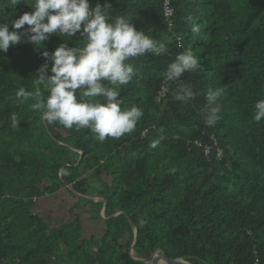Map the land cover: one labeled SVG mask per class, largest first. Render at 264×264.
I'll return each instance as SVG.
<instances>
[{
  "label": "trees",
  "instance_id": "16d2710c",
  "mask_svg": "<svg viewBox=\"0 0 264 264\" xmlns=\"http://www.w3.org/2000/svg\"><path fill=\"white\" fill-rule=\"evenodd\" d=\"M89 3L130 16L167 51L129 61L135 74L119 89L121 107L135 105L143 116L133 132L103 142L87 128L44 122L34 101L15 95L35 90L43 50L82 46L79 33L0 53V264H146L135 259L157 252L191 264H264V120L252 119L264 99V0H170L171 19L166 0ZM31 11L28 0H0V23ZM187 48L200 67L163 97L164 73ZM184 87L193 98L174 99ZM217 89L224 95L210 103ZM212 108L219 119L209 127ZM54 194L77 201L73 220L51 228L34 210ZM86 196L107 201L110 219L102 218L104 202ZM85 222L102 223L104 234L85 237Z\"/></svg>",
  "mask_w": 264,
  "mask_h": 264
},
{
  "label": "clouds",
  "instance_id": "9594fccd",
  "mask_svg": "<svg viewBox=\"0 0 264 264\" xmlns=\"http://www.w3.org/2000/svg\"><path fill=\"white\" fill-rule=\"evenodd\" d=\"M20 2L10 0L12 7ZM28 4L31 12L0 23V53L21 42L40 50L52 34L70 41L79 33L83 43L74 47L60 43L51 53L43 50L45 63L33 75L35 90L20 88L16 98L34 101L31 108L41 114L44 122L59 123L66 129L87 128L100 142L133 132L143 110L135 105L122 108L119 92L135 74L129 61L148 52L160 56L167 51L166 45L137 30L130 16L113 17L108 3L92 7L89 0H28ZM192 31L199 32V27L193 25ZM199 67L193 50L187 48L175 56L164 77L169 82L178 81L186 72ZM222 95L223 89L210 91L208 100L212 103ZM193 96L192 89L184 87L174 99L187 101ZM218 113V108H212L205 124L213 126L219 119ZM252 119L257 123L264 120V99L254 103ZM158 143L154 141L151 146L155 148Z\"/></svg>",
  "mask_w": 264,
  "mask_h": 264
},
{
  "label": "rangeland",
  "instance_id": "374dc122",
  "mask_svg": "<svg viewBox=\"0 0 264 264\" xmlns=\"http://www.w3.org/2000/svg\"><path fill=\"white\" fill-rule=\"evenodd\" d=\"M103 187V184L100 182L96 183V189L100 190ZM92 193V192H91ZM46 199H49L48 197H45ZM96 198V197H93ZM100 199V198H98ZM51 202L50 204L46 205L45 200H41L38 206V209L40 210L41 215L46 219V222L48 226L50 227L52 224L54 226H58V223L60 224L59 219H64L66 221L73 220L74 215L71 213V208L75 205L74 198L70 194L66 195H60V194H54L51 196ZM42 205L45 206L42 208ZM85 213V212H81ZM85 221V220H84ZM98 225H94L93 228H90L88 224L85 223L86 230L85 237H90L93 235H102V233L105 230V226L98 222H96ZM165 263V262H164Z\"/></svg>",
  "mask_w": 264,
  "mask_h": 264
},
{
  "label": "water",
  "instance_id": "95a60500",
  "mask_svg": "<svg viewBox=\"0 0 264 264\" xmlns=\"http://www.w3.org/2000/svg\"><path fill=\"white\" fill-rule=\"evenodd\" d=\"M81 154H83V153H81ZM80 161H81V159H80ZM71 189H73V188H71ZM73 191H74L78 196H81V195H80L79 193H77L75 190H73ZM86 198L91 199V200H93V201H95V202H104V209H103V211H102V218H103L104 220H108V219H110V218L107 217V207H108V203H107V201H105V200H103V199L91 198V197H87V196H86ZM119 214H121V212L118 213L117 215L112 216L111 218H114V217L118 216ZM130 221H131V220H130ZM131 224H132V227H133V229H134V231H135V235H136L135 243H134L133 248H132V250H131V256L134 258V256H135L134 248H135V246L137 245V240H138V230H137V227L135 226V224H134L133 222H131ZM134 259H135V258H134ZM135 260H136V261H142V262H144V263H146V264H165V263H167V264H191V263H189V262H187V261H185V260H183V259H171V258H169V257L167 256V254L162 253V252H157V253L154 255V257H153V259H152L151 261H146V260H144V259H135ZM164 262H165V263H164Z\"/></svg>",
  "mask_w": 264,
  "mask_h": 264
},
{
  "label": "built area",
  "instance_id": "2783aa9c",
  "mask_svg": "<svg viewBox=\"0 0 264 264\" xmlns=\"http://www.w3.org/2000/svg\"><path fill=\"white\" fill-rule=\"evenodd\" d=\"M165 12L167 14V17L169 19H171V17L173 16L174 14V10L171 8V4H170V0H166V5H165ZM181 82V78L180 80L178 81H172V82H169L168 80H166V84L163 86V92L161 93L162 96H166V93L169 92V85L171 83H180Z\"/></svg>",
  "mask_w": 264,
  "mask_h": 264
},
{
  "label": "crops",
  "instance_id": "0c3cea01",
  "mask_svg": "<svg viewBox=\"0 0 264 264\" xmlns=\"http://www.w3.org/2000/svg\"><path fill=\"white\" fill-rule=\"evenodd\" d=\"M62 193H65V191H62ZM49 199H46V198H44V200H45V202H47L46 203V205H48V204H50L52 201H51V196H49L48 197ZM50 202V203H49ZM53 203V202H52ZM39 206V202L37 203V205H36V207H35V210H34V212H38V214L42 217V218H44L42 215H41V213H40V210L39 209H36L37 207ZM43 207H45V206H43L42 205V208ZM45 219V218H44ZM45 221H46V219H45ZM47 223V222H46ZM86 224H88V226H90V228H93L94 227V225H98L96 222L94 223H87V222H85ZM99 225H100V223H99ZM101 226V225H100ZM51 228H54L55 226H54V224H52L51 226H50ZM83 227L84 228H86V226H85V224L83 225ZM105 228H106V226H105ZM86 230V229H85ZM85 232V231H84ZM104 232H105V230H104ZM104 232L102 233V234H104ZM85 234V233H84Z\"/></svg>",
  "mask_w": 264,
  "mask_h": 264
}]
</instances>
